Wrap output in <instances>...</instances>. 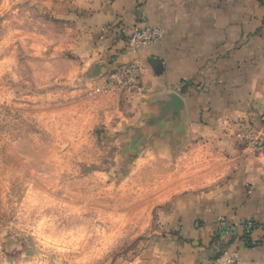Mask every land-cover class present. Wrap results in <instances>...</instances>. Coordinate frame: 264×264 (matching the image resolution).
Masks as SVG:
<instances>
[{
  "label": "rangeland",
  "instance_id": "1",
  "mask_svg": "<svg viewBox=\"0 0 264 264\" xmlns=\"http://www.w3.org/2000/svg\"><path fill=\"white\" fill-rule=\"evenodd\" d=\"M59 2L0 0V264H163L187 196L129 148L140 74L92 76Z\"/></svg>",
  "mask_w": 264,
  "mask_h": 264
},
{
  "label": "crops",
  "instance_id": "2",
  "mask_svg": "<svg viewBox=\"0 0 264 264\" xmlns=\"http://www.w3.org/2000/svg\"><path fill=\"white\" fill-rule=\"evenodd\" d=\"M58 6L73 58L98 64L101 76L138 64L140 88L128 121L140 123L129 148L152 134L137 162L144 168L145 158L168 159V186L187 196L174 213L181 218L176 234L152 257L217 264L227 251L237 264H264V0H60ZM145 26L161 37L133 54L127 39ZM171 93L183 101L181 119L142 125ZM245 221L255 225V246L240 240ZM223 223L234 234L219 240Z\"/></svg>",
  "mask_w": 264,
  "mask_h": 264
},
{
  "label": "built area",
  "instance_id": "3",
  "mask_svg": "<svg viewBox=\"0 0 264 264\" xmlns=\"http://www.w3.org/2000/svg\"><path fill=\"white\" fill-rule=\"evenodd\" d=\"M161 37L160 31L151 26H145L142 28L134 29L131 35L127 39L129 51L133 54H136L141 48L146 47L148 45L154 44L159 41ZM138 64L132 62L128 66H123L119 68L116 72L121 77V82L127 84L134 81V76L138 72ZM262 138L260 139L261 142ZM255 225L248 221L240 224L241 228V236L240 240L242 243L250 244L251 246L256 245V241L251 239V233L254 229ZM234 231L230 226H226L224 223L221 224L216 232V237L221 240L225 239V236H233ZM245 237L249 238V243H246ZM217 264H237V260L235 256L227 251L223 252L222 259Z\"/></svg>",
  "mask_w": 264,
  "mask_h": 264
},
{
  "label": "water",
  "instance_id": "4",
  "mask_svg": "<svg viewBox=\"0 0 264 264\" xmlns=\"http://www.w3.org/2000/svg\"><path fill=\"white\" fill-rule=\"evenodd\" d=\"M151 64L155 67L157 64L156 61H151ZM101 70L98 64L93 66L92 76L100 75ZM157 105L159 107V114L157 117L150 118L146 121L147 124L152 125L156 122L162 120H171V121H179L181 119V115L184 112V104L182 99L175 93H171L165 95L161 99L157 101ZM171 113L169 117L166 116L167 113Z\"/></svg>",
  "mask_w": 264,
  "mask_h": 264
},
{
  "label": "trees",
  "instance_id": "5",
  "mask_svg": "<svg viewBox=\"0 0 264 264\" xmlns=\"http://www.w3.org/2000/svg\"><path fill=\"white\" fill-rule=\"evenodd\" d=\"M248 222V221H245ZM251 222V221H250ZM253 223V222H252ZM254 224V223H253ZM217 238V237H216ZM244 239L246 240V243H249V238L244 236Z\"/></svg>",
  "mask_w": 264,
  "mask_h": 264
}]
</instances>
